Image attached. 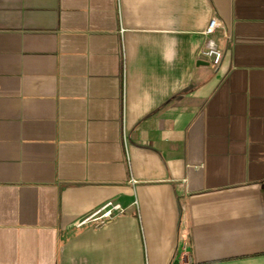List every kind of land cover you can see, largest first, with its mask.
Returning a JSON list of instances; mask_svg holds the SVG:
<instances>
[{"label":"crops","instance_id":"obj_1","mask_svg":"<svg viewBox=\"0 0 264 264\" xmlns=\"http://www.w3.org/2000/svg\"><path fill=\"white\" fill-rule=\"evenodd\" d=\"M263 187L264 0H0V264H264Z\"/></svg>","mask_w":264,"mask_h":264},{"label":"built area","instance_id":"obj_2","mask_svg":"<svg viewBox=\"0 0 264 264\" xmlns=\"http://www.w3.org/2000/svg\"><path fill=\"white\" fill-rule=\"evenodd\" d=\"M220 22L217 18L212 19L210 25L206 31V35L209 37L206 49L202 52L205 58L213 65L219 66L222 62L223 52L219 48L217 42L213 38L217 29L220 27ZM125 140L126 137L124 136ZM124 208L121 204L109 201L102 208L95 211L92 215L87 217L78 223V227L84 226L85 224L95 222L97 227H101L109 223L115 216L123 214ZM183 264H192V259L189 254L185 253V259Z\"/></svg>","mask_w":264,"mask_h":264},{"label":"water","instance_id":"obj_3","mask_svg":"<svg viewBox=\"0 0 264 264\" xmlns=\"http://www.w3.org/2000/svg\"><path fill=\"white\" fill-rule=\"evenodd\" d=\"M195 130L200 132V130H201V120L197 123V125L195 127ZM199 168H200L199 165H192V169L190 170V177L200 173V169Z\"/></svg>","mask_w":264,"mask_h":264},{"label":"trees","instance_id":"obj_4","mask_svg":"<svg viewBox=\"0 0 264 264\" xmlns=\"http://www.w3.org/2000/svg\"><path fill=\"white\" fill-rule=\"evenodd\" d=\"M262 197H263V201H264V187L262 188Z\"/></svg>","mask_w":264,"mask_h":264}]
</instances>
